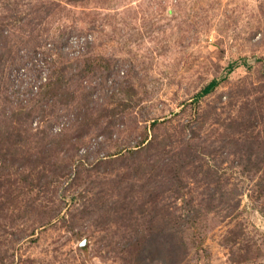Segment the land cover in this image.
I'll return each instance as SVG.
<instances>
[{
	"label": "rangeland",
	"instance_id": "rangeland-1",
	"mask_svg": "<svg viewBox=\"0 0 264 264\" xmlns=\"http://www.w3.org/2000/svg\"><path fill=\"white\" fill-rule=\"evenodd\" d=\"M0 264H264V0H0Z\"/></svg>",
	"mask_w": 264,
	"mask_h": 264
},
{
	"label": "trees",
	"instance_id": "trees-1",
	"mask_svg": "<svg viewBox=\"0 0 264 264\" xmlns=\"http://www.w3.org/2000/svg\"><path fill=\"white\" fill-rule=\"evenodd\" d=\"M233 67V65L231 64L230 65V68H232ZM215 84H216V81H212L210 84H208L206 87H205V89H204V92H208V91H210L214 86H215ZM14 112H12V115H11V118H14ZM9 131V128L6 130V129H4V135H6L7 134V132ZM3 135V134H2Z\"/></svg>",
	"mask_w": 264,
	"mask_h": 264
}]
</instances>
